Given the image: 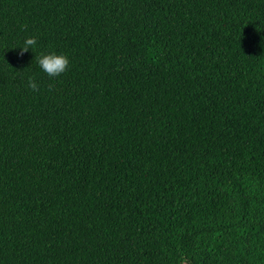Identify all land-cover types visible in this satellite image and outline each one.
<instances>
[{
  "label": "trees",
  "instance_id": "1",
  "mask_svg": "<svg viewBox=\"0 0 264 264\" xmlns=\"http://www.w3.org/2000/svg\"><path fill=\"white\" fill-rule=\"evenodd\" d=\"M0 264H264V0H0Z\"/></svg>",
  "mask_w": 264,
  "mask_h": 264
},
{
  "label": "clouds",
  "instance_id": "2",
  "mask_svg": "<svg viewBox=\"0 0 264 264\" xmlns=\"http://www.w3.org/2000/svg\"><path fill=\"white\" fill-rule=\"evenodd\" d=\"M36 45L37 39L35 37L27 38L24 42L23 47H20V55H24L30 49L33 50ZM35 62L39 65L41 70L48 75L49 78H56L61 76L68 70L70 65V60L67 55L57 54L54 51L51 53H41L39 56H36ZM27 86L34 92H38L40 90L39 84L36 82L35 77L28 78ZM49 90H52L51 85L49 87Z\"/></svg>",
  "mask_w": 264,
  "mask_h": 264
}]
</instances>
